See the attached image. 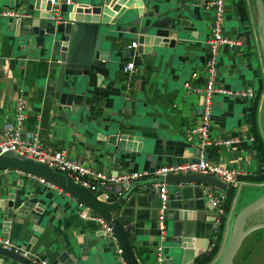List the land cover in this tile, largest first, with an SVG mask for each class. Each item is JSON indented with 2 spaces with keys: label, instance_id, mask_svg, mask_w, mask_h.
<instances>
[{
  "label": "crops",
  "instance_id": "1",
  "mask_svg": "<svg viewBox=\"0 0 264 264\" xmlns=\"http://www.w3.org/2000/svg\"><path fill=\"white\" fill-rule=\"evenodd\" d=\"M208 1L162 0L163 7H171V12L187 22L186 42L176 43L173 49L151 48L147 53L136 50V40L143 32L138 27L140 18L123 13L117 22L105 27L99 40V57L106 62L107 75L90 73L84 77L66 104L54 97L57 58L46 47L29 45L26 36H14L8 29V18L0 17V125L12 119L15 98L21 93L26 101L24 136L36 133L41 146L62 150L67 158L104 175L195 161L197 141L188 130L195 126L200 107L195 89L202 85L200 69L212 17ZM31 8V0H0L1 11L28 14ZM69 8L60 5L59 9L68 13ZM62 20L66 21L59 15L46 26L53 30ZM223 34L235 44L218 48L214 85L230 91L249 88L253 96H213L209 138L234 142L209 146L206 157L239 172V183L218 190L199 182H166L165 238L161 242L155 225L159 201L153 182L133 181L117 217L120 223L127 221L122 228L137 264H155L154 250L159 245L164 264H215L229 237L238 192L246 186L264 187V182L249 179L259 171L255 135L264 144V56L254 0H225ZM132 42L135 48H131ZM128 62L133 66L126 81ZM192 72L199 74L192 78ZM46 183L16 169L0 170V238L49 264H61L57 259L62 253L76 264L125 261L116 253L120 248L114 236L109 237L113 242L110 248L102 247L97 226L79 218V203ZM109 186L120 187L98 186L95 193L107 197L112 194ZM207 194H222L224 202L227 194L232 195L222 225ZM185 210L199 216L195 237L206 240L205 248L196 255L194 249L183 254L171 240V217ZM4 217L8 220L6 237H2ZM212 249L215 252L209 256Z\"/></svg>",
  "mask_w": 264,
  "mask_h": 264
},
{
  "label": "water",
  "instance_id": "2",
  "mask_svg": "<svg viewBox=\"0 0 264 264\" xmlns=\"http://www.w3.org/2000/svg\"><path fill=\"white\" fill-rule=\"evenodd\" d=\"M31 2L32 8L28 10V17L17 20L8 18V29L18 38L23 39L26 36L29 45L37 44L50 49L51 54L57 58L58 71L54 84V97L59 103H69L75 87L90 73L101 77L107 75L106 62L99 57V40L102 39L105 27L117 22V19L125 12L140 18L138 27L143 32L136 40L138 53H147L151 48L157 47L173 49L176 43L186 42L184 29L187 22L180 20L171 12V7H163L162 0H74V5H70L68 13L60 12L57 0H31ZM254 2L264 56L263 5L261 0H254ZM55 13L61 15L66 21L58 22L54 29L50 30L46 24L52 20L51 17ZM60 37H63V40L59 39ZM120 139H123V136ZM1 169H16L37 176L69 195L83 208L101 217L111 228L125 264H137L129 237L122 228L127 221L120 223L117 217L120 206L126 200L135 182L115 188L109 186L108 191L112 190V194L105 197L82 187L68 176L46 165L11 152L0 155ZM144 181L154 183L160 179ZM164 181L168 183L199 182L218 190L225 188V183L216 177L196 173L167 176ZM257 211L264 216V192L235 213L228 240L215 264H232L243 238L255 229L264 228V222L245 228V218ZM2 220L5 226L2 237H6L8 220L6 217ZM171 220V240L182 248L183 254L190 249L195 250L194 255L201 253L205 248L206 240L195 237V221L199 220V216L185 210L175 214ZM96 235L102 240V247L110 248L113 245V242L101 230ZM7 259L19 264H33L26 258L0 247V264H8ZM57 260L61 264H76L64 253Z\"/></svg>",
  "mask_w": 264,
  "mask_h": 264
},
{
  "label": "built area",
  "instance_id": "3",
  "mask_svg": "<svg viewBox=\"0 0 264 264\" xmlns=\"http://www.w3.org/2000/svg\"><path fill=\"white\" fill-rule=\"evenodd\" d=\"M59 5H74V0H57ZM206 7L211 12V24L209 28V35L205 41L206 52L203 60L200 74H202V85L195 89L200 95V107L197 111L195 126L188 130V133L193 136L197 141V150L195 161H185L183 163L163 165L151 171H132L127 173H120L115 175H104L100 171H96L87 166L76 163L75 161L67 158L62 150H55L52 148L43 147L40 144L39 137L36 133L24 136L22 128L26 120L25 113V98L21 96V90L15 98L14 114L11 120H6L0 125V155L5 152H11L22 156L23 158L41 163L47 167L68 176L75 183L80 184L82 187L96 192L98 186L115 185L125 186L133 181L142 179H160L154 182L153 187L155 190L156 198L159 201L156 209V229L158 231L159 240L162 242L165 238V211L167 202V184L164 179L167 176H177L190 173L214 176L230 187H236L239 183V172L214 164L206 157V150L209 146L229 145L234 142V139H211L209 138L210 122H211V105L212 98L215 94L237 96L241 99H249L253 96L251 89L230 91L224 88L215 87L214 82L217 76V63H218V48L223 45L232 46L235 44L233 40L223 34V17L225 13V0H209ZM0 17L12 18L17 20L20 18L28 17L24 12L15 10H0ZM52 19L58 18L57 13L51 17ZM131 48H135L136 44L131 43ZM132 62L125 65L127 70V80L130 79L132 72ZM198 72H192L191 77L198 76ZM40 183L47 184L43 179L39 178ZM209 203L217 213V221L223 214L222 202L224 201L223 195L210 196ZM79 211L78 216L81 220H87L94 223L99 230H101L108 237L113 239V234L109 225L98 215L90 213L82 207L79 203L77 205ZM0 247L18 254L26 258L33 264H49L45 259L29 254L27 251L16 247L9 239L0 238ZM118 255L121 250L116 251ZM155 264H161L164 257L162 254L161 245L157 246L154 250ZM123 261L121 264H124Z\"/></svg>",
  "mask_w": 264,
  "mask_h": 264
},
{
  "label": "trees",
  "instance_id": "4",
  "mask_svg": "<svg viewBox=\"0 0 264 264\" xmlns=\"http://www.w3.org/2000/svg\"><path fill=\"white\" fill-rule=\"evenodd\" d=\"M254 146H255L256 159H257L258 164H259V171L255 174V176L249 177V179L252 183H260V182H264V144L262 143V141L260 140L258 135H255V145ZM239 179H240V177H238V180ZM231 198H232V195L227 194V198H226L225 202L224 201L222 202L223 214L220 218L221 225L225 220L226 211L230 205ZM254 199L255 198H253L252 200H254ZM236 203H237V200H236ZM245 204H247V203H244L240 207H237V208L235 207L234 215ZM262 242H264V228L255 229V230L251 231L250 233H248L245 236V238H243V240H242V242H241V244H240L233 260H232V264H246L251 253L255 251L256 245H258L259 243H262ZM214 252H215V250L212 249L210 251L209 256L213 255ZM200 261H202V260H200Z\"/></svg>",
  "mask_w": 264,
  "mask_h": 264
},
{
  "label": "rangeland",
  "instance_id": "5",
  "mask_svg": "<svg viewBox=\"0 0 264 264\" xmlns=\"http://www.w3.org/2000/svg\"><path fill=\"white\" fill-rule=\"evenodd\" d=\"M262 3L264 7V0H262ZM223 22H224V17H223ZM218 57H219V51H218ZM263 192H264V187H260V188H257L255 186L243 187L242 190L239 191L237 194L236 208L240 207L244 203H248L253 198H256L259 195H261ZM260 222H264L263 214L260 211L251 213L245 219V228ZM167 232H168V228H167ZM246 264H264V242L256 245L255 251L251 253Z\"/></svg>",
  "mask_w": 264,
  "mask_h": 264
}]
</instances>
